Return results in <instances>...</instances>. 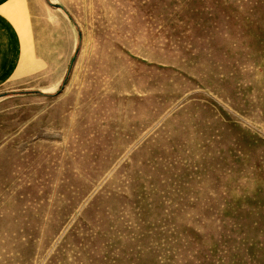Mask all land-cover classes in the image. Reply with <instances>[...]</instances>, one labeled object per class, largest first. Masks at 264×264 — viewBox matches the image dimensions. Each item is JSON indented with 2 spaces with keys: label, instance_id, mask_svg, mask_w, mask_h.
<instances>
[{
  "label": "rangeland",
  "instance_id": "374dc122",
  "mask_svg": "<svg viewBox=\"0 0 264 264\" xmlns=\"http://www.w3.org/2000/svg\"><path fill=\"white\" fill-rule=\"evenodd\" d=\"M48 1L75 63L0 102V264H264V0Z\"/></svg>",
  "mask_w": 264,
  "mask_h": 264
},
{
  "label": "crops",
  "instance_id": "0c3cea01",
  "mask_svg": "<svg viewBox=\"0 0 264 264\" xmlns=\"http://www.w3.org/2000/svg\"><path fill=\"white\" fill-rule=\"evenodd\" d=\"M78 40L75 22L60 3L0 0V90L8 95L0 102L57 100L75 63Z\"/></svg>",
  "mask_w": 264,
  "mask_h": 264
}]
</instances>
